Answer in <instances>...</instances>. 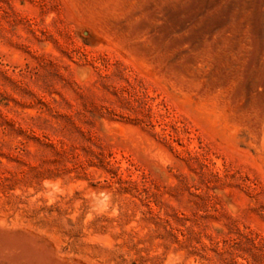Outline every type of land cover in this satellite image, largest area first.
<instances>
[{
  "label": "rangeland",
  "instance_id": "1",
  "mask_svg": "<svg viewBox=\"0 0 264 264\" xmlns=\"http://www.w3.org/2000/svg\"><path fill=\"white\" fill-rule=\"evenodd\" d=\"M0 219L264 264V0H0Z\"/></svg>",
  "mask_w": 264,
  "mask_h": 264
},
{
  "label": "bare ground",
  "instance_id": "2",
  "mask_svg": "<svg viewBox=\"0 0 264 264\" xmlns=\"http://www.w3.org/2000/svg\"><path fill=\"white\" fill-rule=\"evenodd\" d=\"M92 243L111 247L112 239L94 231ZM87 247L68 245L51 232L29 223L7 224L0 219V264H103L107 253L97 258Z\"/></svg>",
  "mask_w": 264,
  "mask_h": 264
}]
</instances>
